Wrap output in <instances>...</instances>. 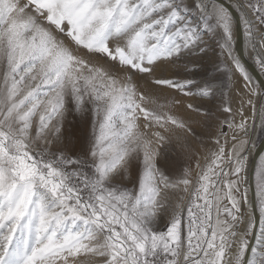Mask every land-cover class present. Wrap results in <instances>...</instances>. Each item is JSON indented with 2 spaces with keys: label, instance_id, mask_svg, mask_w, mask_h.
<instances>
[{
  "label": "snow or ice",
  "instance_id": "obj_1",
  "mask_svg": "<svg viewBox=\"0 0 264 264\" xmlns=\"http://www.w3.org/2000/svg\"><path fill=\"white\" fill-rule=\"evenodd\" d=\"M264 0H0V264H264Z\"/></svg>",
  "mask_w": 264,
  "mask_h": 264
},
{
  "label": "water",
  "instance_id": "obj_2",
  "mask_svg": "<svg viewBox=\"0 0 264 264\" xmlns=\"http://www.w3.org/2000/svg\"><path fill=\"white\" fill-rule=\"evenodd\" d=\"M240 54L243 59V61L246 64V67L248 68V71L257 79V80H264L262 75L258 72V70L252 65L250 60L245 56L244 48H243V41L242 37L240 38ZM264 151V141L258 140L257 143V151L253 155L252 160L253 162L257 161L259 158V153Z\"/></svg>",
  "mask_w": 264,
  "mask_h": 264
},
{
  "label": "bare ground",
  "instance_id": "obj_3",
  "mask_svg": "<svg viewBox=\"0 0 264 264\" xmlns=\"http://www.w3.org/2000/svg\"><path fill=\"white\" fill-rule=\"evenodd\" d=\"M245 53V52H244ZM245 56L250 60V62L252 63V65L258 70V72L260 73V71H259V69L256 67V65H255V63L253 62V60L252 59H250L249 57H248V55H246L245 54ZM261 74V73H260ZM262 75V77L264 78V74H261ZM264 152V151H263ZM259 159V158H258ZM258 161V160H257Z\"/></svg>",
  "mask_w": 264,
  "mask_h": 264
},
{
  "label": "rangeland",
  "instance_id": "obj_4",
  "mask_svg": "<svg viewBox=\"0 0 264 264\" xmlns=\"http://www.w3.org/2000/svg\"><path fill=\"white\" fill-rule=\"evenodd\" d=\"M257 67V66H256ZM259 140V139H258ZM258 140H257V143H258Z\"/></svg>",
  "mask_w": 264,
  "mask_h": 264
}]
</instances>
